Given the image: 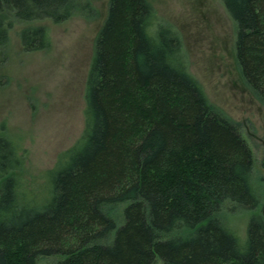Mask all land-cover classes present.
I'll list each match as a JSON object with an SVG mask.
<instances>
[{
  "label": "trees",
  "instance_id": "1",
  "mask_svg": "<svg viewBox=\"0 0 264 264\" xmlns=\"http://www.w3.org/2000/svg\"><path fill=\"white\" fill-rule=\"evenodd\" d=\"M223 2L237 23L243 77L264 102V0ZM90 10L88 0H0V47L14 21ZM20 37L26 51L51 45L44 24ZM85 100L82 136L40 189L19 175L21 139L1 132L0 264H264L253 150L148 0H110ZM227 203L253 212L246 236L223 218Z\"/></svg>",
  "mask_w": 264,
  "mask_h": 264
},
{
  "label": "rangeland",
  "instance_id": "2",
  "mask_svg": "<svg viewBox=\"0 0 264 264\" xmlns=\"http://www.w3.org/2000/svg\"><path fill=\"white\" fill-rule=\"evenodd\" d=\"M88 1L91 10L87 14L77 13L62 22L14 21L9 42L0 47V125H5L0 134L21 139L25 163L19 175L30 188H41L45 170L54 167L59 154L75 144L85 128L87 77L110 4V0ZM148 1L160 22L180 35L188 69L211 102L241 124L253 150L254 180L262 206L264 102L240 69L235 19L223 0ZM36 24L48 26L51 45L26 51L20 32ZM226 207L223 218L246 236L253 212L235 211L229 203ZM114 215L117 217V213ZM56 261L48 257L41 263Z\"/></svg>",
  "mask_w": 264,
  "mask_h": 264
}]
</instances>
